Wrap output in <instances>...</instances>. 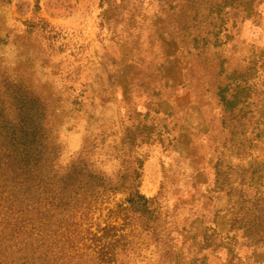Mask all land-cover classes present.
<instances>
[{"label": "rangeland", "instance_id": "374dc122", "mask_svg": "<svg viewBox=\"0 0 264 264\" xmlns=\"http://www.w3.org/2000/svg\"><path fill=\"white\" fill-rule=\"evenodd\" d=\"M13 81L54 159L0 194V264H264V0H0Z\"/></svg>", "mask_w": 264, "mask_h": 264}, {"label": "trees", "instance_id": "16d2710c", "mask_svg": "<svg viewBox=\"0 0 264 264\" xmlns=\"http://www.w3.org/2000/svg\"><path fill=\"white\" fill-rule=\"evenodd\" d=\"M9 84L8 89L10 91L6 96L1 98L0 93V194L6 193L5 200L10 199L9 205L12 207L13 204L18 203L19 197L24 196L26 193L24 178L30 174H38L44 167L52 166L53 168L52 161L54 158L47 149L53 138L49 136V129L44 122L42 110L35 108V103L39 99L35 97L28 98V95L22 92L23 86L21 83L13 81ZM241 96V89L229 90L225 87L221 89L219 99L226 109L243 103L244 100H241ZM260 167L264 170V163ZM92 173L89 167H85V165H70L66 169L67 176H76V179L81 181L84 176H93ZM263 175L262 173L257 177L251 175L248 181L249 183L250 181L256 182ZM97 177L101 179V176ZM133 181L134 178L127 188V200L130 207L135 210V207L142 208L146 206V198L135 190ZM239 182L243 184L242 178ZM86 183L84 182V184ZM94 184V187H98L102 185V182ZM137 199L142 200L144 203H139ZM257 199H254L253 196L250 201L257 205L259 203ZM66 203L67 201L64 202V204ZM16 207L13 225L22 222L19 216L21 210L18 204ZM258 210L260 212H258L259 215H254L255 219L264 216V206L262 205V208Z\"/></svg>", "mask_w": 264, "mask_h": 264}]
</instances>
